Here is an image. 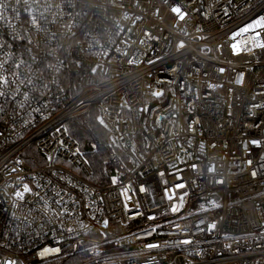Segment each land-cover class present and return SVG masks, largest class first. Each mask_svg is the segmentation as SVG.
Masks as SVG:
<instances>
[{"label": "built area", "instance_id": "2783aa9c", "mask_svg": "<svg viewBox=\"0 0 264 264\" xmlns=\"http://www.w3.org/2000/svg\"><path fill=\"white\" fill-rule=\"evenodd\" d=\"M4 2L0 264H264V0ZM93 108L103 184L66 125Z\"/></svg>", "mask_w": 264, "mask_h": 264}, {"label": "trees", "instance_id": "16d2710c", "mask_svg": "<svg viewBox=\"0 0 264 264\" xmlns=\"http://www.w3.org/2000/svg\"><path fill=\"white\" fill-rule=\"evenodd\" d=\"M66 125L68 133L77 142L93 170L92 181L105 183L108 173L117 167L116 157H122V154L115 146L110 132L100 122L96 109H90Z\"/></svg>", "mask_w": 264, "mask_h": 264}, {"label": "snow or ice", "instance_id": "6c2138e0", "mask_svg": "<svg viewBox=\"0 0 264 264\" xmlns=\"http://www.w3.org/2000/svg\"><path fill=\"white\" fill-rule=\"evenodd\" d=\"M20 2V0H16V3L18 4ZM25 3H27V0H24ZM7 10V4L4 2V0H0V20H4L5 19V15H4V12ZM172 11L174 13H177L179 14L180 16V19H183L184 18V14L181 12V9L179 7H173ZM17 15H19V13H17ZM29 15L31 16V24L34 25V26H37L38 27V20H37V17L35 15H32L31 14V11H29ZM41 18L43 19V14H41ZM253 27H260V28H264V17H261L259 19H257L255 21V24L254 25H249L248 27L244 28L243 30L244 31H249L250 28H253ZM17 37H13V39H16ZM29 43H31V41L29 40ZM181 47H183V44L180 45ZM260 47H264V44H261L259 45ZM3 47V43L0 42V48ZM233 48H235V45H233ZM30 50V49H29ZM117 51H119L117 49ZM35 59V58H33ZM129 63H132V61H128ZM24 64V61L23 60H20L19 63H16L15 64V69H19L21 68V66ZM7 70L4 68V63H0V89H4V88H7L10 84V81H9V78L7 75H5V72ZM93 72L96 71V69L94 68L92 70ZM221 71H223L221 69ZM13 77H15L11 83L12 84H16L17 83V80H19V84L17 85V92L20 90V85H24L25 84V80L24 79H20V74L19 72H13L12 73ZM33 83L32 79L31 78H28L27 79V84L31 85ZM6 95V92L3 91V90H0V97H4ZM154 95H160V93H154ZM23 97H24V100L27 101L28 100V93L27 92H24L23 93ZM23 106V104H21V107ZM102 124H103V120L100 121ZM106 126V125H105ZM253 144H258L259 142L258 141H252ZM253 175H255V172L253 173ZM113 183H116V178H113ZM183 185H180V187H182ZM30 191V188L25 185L24 186V190L23 192H17L16 193V196L20 199H23V196H24V193H27ZM172 211H177V208L174 206L172 208ZM210 228L214 229L215 228V224H212L210 225ZM183 243H189V241L185 240L183 241ZM59 252V249H48V248H45L41 253L40 255L41 256H44L46 255L47 253L49 252ZM3 264H17L16 261H13V260H7V261H4Z\"/></svg>", "mask_w": 264, "mask_h": 264}]
</instances>
